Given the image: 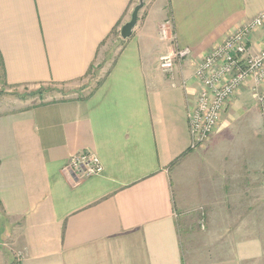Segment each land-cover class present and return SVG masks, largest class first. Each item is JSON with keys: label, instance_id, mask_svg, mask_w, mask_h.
<instances>
[{"label": "crops", "instance_id": "1", "mask_svg": "<svg viewBox=\"0 0 264 264\" xmlns=\"http://www.w3.org/2000/svg\"><path fill=\"white\" fill-rule=\"evenodd\" d=\"M139 1L0 0V85L74 83L120 47L89 95L0 110V264H264L254 82L197 148L189 123L196 63L264 0H144L132 35L110 37ZM249 45L264 48V26ZM177 48L191 55L164 73ZM84 151L104 169L76 183L62 169Z\"/></svg>", "mask_w": 264, "mask_h": 264}, {"label": "built area", "instance_id": "2", "mask_svg": "<svg viewBox=\"0 0 264 264\" xmlns=\"http://www.w3.org/2000/svg\"><path fill=\"white\" fill-rule=\"evenodd\" d=\"M168 23L161 26L162 39H168ZM264 26V13L242 25L221 45L196 63L195 76L203 85L198 99L189 110L192 147L205 143L221 122L223 112L239 89L250 81L255 84L257 103L264 113V48L251 52L250 35ZM191 49H172L160 57V69L172 73L177 59H186ZM100 157L90 151L72 155L63 172L77 183L103 172Z\"/></svg>", "mask_w": 264, "mask_h": 264}, {"label": "rangeland", "instance_id": "3", "mask_svg": "<svg viewBox=\"0 0 264 264\" xmlns=\"http://www.w3.org/2000/svg\"><path fill=\"white\" fill-rule=\"evenodd\" d=\"M119 48H120L119 44L117 45L116 42H114V38L111 37L107 42V44L103 47L102 49L103 51L99 55V58L95 63V66L93 67L91 72L84 79H81L80 81H76L74 83L57 84V83L49 82L44 84L20 85V86H5L4 84H1L0 110L4 108H10V106L13 105H17V106L33 105V104L56 100V99L89 95L95 90V88L101 81L102 77L106 74L107 70L109 69V65L115 59L116 54L119 51ZM0 74L2 79L3 74L1 68H0ZM252 119L253 122L258 126L256 140L258 141V145L262 147L264 145L263 111L261 114L255 115ZM5 223L6 221L4 220L3 213L0 212L1 228L4 227ZM2 242L5 241L2 240Z\"/></svg>", "mask_w": 264, "mask_h": 264}, {"label": "water", "instance_id": "4", "mask_svg": "<svg viewBox=\"0 0 264 264\" xmlns=\"http://www.w3.org/2000/svg\"><path fill=\"white\" fill-rule=\"evenodd\" d=\"M143 4H144V0H140L139 3L134 8L130 20L122 26L120 32L122 39H127L132 35L133 29L137 25L139 12L142 9Z\"/></svg>", "mask_w": 264, "mask_h": 264}, {"label": "trees", "instance_id": "5", "mask_svg": "<svg viewBox=\"0 0 264 264\" xmlns=\"http://www.w3.org/2000/svg\"><path fill=\"white\" fill-rule=\"evenodd\" d=\"M110 37L111 36H116L120 41H122V42H124V40H122L121 38H120V33H119V31H118V27H115L114 29H113V31L111 32V35H109ZM122 45H123V43H122ZM92 70V69H91ZM53 83H56V82H53ZM58 84V83H57ZM60 84H64V83H60Z\"/></svg>", "mask_w": 264, "mask_h": 264}]
</instances>
